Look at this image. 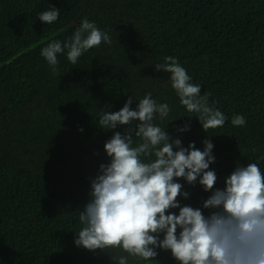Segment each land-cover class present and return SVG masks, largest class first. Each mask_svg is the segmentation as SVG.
Returning a JSON list of instances; mask_svg holds the SVG:
<instances>
[{"label": "trees", "instance_id": "1", "mask_svg": "<svg viewBox=\"0 0 264 264\" xmlns=\"http://www.w3.org/2000/svg\"><path fill=\"white\" fill-rule=\"evenodd\" d=\"M50 7L60 16L45 24L38 14ZM84 19L111 44L102 41L76 65L65 49L53 71L41 50L70 41ZM167 56L225 115L222 128L206 132L188 115L170 73L155 68ZM148 93L169 105L168 117L157 114L153 123L171 139L200 150L205 139L213 143L214 188L238 166L257 163L264 174V0H0V264H117L112 257L128 255L88 250L75 239L91 181L110 161L105 142L130 127L133 147L141 142L139 121L106 130L99 117L129 97L135 109ZM236 115L243 126L231 123ZM185 125L189 130L178 131ZM174 179L189 193L177 197L180 205L207 215L202 204L211 192L198 180ZM156 251L154 260L129 257L128 264H179L171 250Z\"/></svg>", "mask_w": 264, "mask_h": 264}, {"label": "clouds", "instance_id": "2", "mask_svg": "<svg viewBox=\"0 0 264 264\" xmlns=\"http://www.w3.org/2000/svg\"><path fill=\"white\" fill-rule=\"evenodd\" d=\"M59 16L60 9L55 7L38 14L45 24H52ZM102 41L112 42L94 22L84 19L70 41L54 40L41 55L57 71L58 54L65 49L68 61L76 65L84 52ZM155 68L170 73L181 105L189 116L198 118L206 132L223 127L225 115L209 106L201 86L190 83L191 77L175 57H165ZM132 103L129 97L119 111L99 117V126L106 130L139 121L134 129L141 142L133 147L132 127L123 135L114 132L105 142L110 161L99 165L91 181V198L79 214L82 227L75 244L93 251L120 248L128 255L112 257L117 264H128L129 257L154 260L157 248L171 250L179 264H264V174L257 163L236 167L225 178L223 188H214L217 175L209 167L215 162L213 143L205 139L200 150L195 142L184 147L179 138L171 139L165 129L153 123L157 114L162 120L168 117L169 105L157 103L150 93L135 109ZM231 123L243 126L246 121L236 115ZM174 178H184L193 185L198 180L205 192H211L202 204L209 210L207 215L201 208L180 205L177 197L187 198L189 193H182V184ZM177 208L178 214L168 212Z\"/></svg>", "mask_w": 264, "mask_h": 264}]
</instances>
